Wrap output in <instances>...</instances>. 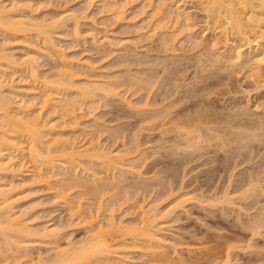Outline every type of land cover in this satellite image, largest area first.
<instances>
[{"label": "rangeland", "instance_id": "rangeland-1", "mask_svg": "<svg viewBox=\"0 0 264 264\" xmlns=\"http://www.w3.org/2000/svg\"><path fill=\"white\" fill-rule=\"evenodd\" d=\"M155 1L150 2L146 0L145 2V0H0V4L1 6L2 5L4 6L3 8L6 12L9 9L10 12L13 9L11 13H9L11 14L10 16H14L17 18L20 17L21 20H23V18L25 19L23 20L25 23L24 28L26 32H29L26 33L24 31L22 32V35L21 33H19L20 35L17 33L18 34L17 35L16 33L3 34V31L0 30V54L4 55L6 59H8L7 60L8 62L6 61L3 62L5 58L0 62V84H1L0 87L3 85L2 86L3 88L1 87V89L4 90L1 91L0 89V91L2 92V96L5 97L9 96L10 97L9 100L13 99L11 101L12 105H18V106L20 105V107L22 106L24 109L21 108V111L23 110L22 112L24 116L27 114H31V115L34 114V116L36 115L37 117L38 115V120L41 121V123L43 122L42 124L48 123L49 124V125L47 124L48 126H50V124L52 125V127L54 126L53 127L54 130L52 132L53 133L56 132L57 135L55 136L59 135L58 138L59 141H61V143L58 141V145L60 144V146L53 144L52 146L55 147L57 146V148L61 147V149L62 147L70 146L72 148L73 146L72 149L71 148L69 149H71L70 151L75 149L76 151L75 150L72 151L75 152V154L77 151L78 153L79 152L83 153L84 149L85 150L87 148L90 149L89 147L93 146V148H95L96 150L100 149L99 152L105 150L103 151L104 153L107 152L112 156L115 155V157H117L118 155L124 156V157H120V158H124L123 161L120 159L121 162H119L118 160V162L121 163L118 166L122 165V167L121 166L117 167L116 169H114V171L113 169L111 170V168L110 170L107 169V171H105L106 168L104 169V167L100 165L99 161L96 160L88 161L89 159L87 158L84 161V159L82 158L80 159L81 160L80 161L79 160L80 157L78 159L76 158L77 160L75 159L76 162H78L77 165L74 163H70L69 165L65 166L64 162H61L62 164L64 163L63 165L60 163V161L62 160L61 157L59 156L60 154L59 152L54 153L55 151L53 147L54 152L50 154L51 157L49 158L51 159V162H53V164L52 163L51 164L54 165L55 167H52V169L51 167H49L50 169H48L45 168L44 166L41 167L37 166L39 164L38 163L36 164L35 161H34L35 163H33L32 160L30 162V159H28L26 155L27 154L25 151L26 149H24L27 148V146L30 143L29 139L26 138V136L15 137L16 143L17 144L18 142L20 143V145L18 144L16 145V147L17 146L18 147L20 146L21 148L23 147L22 150L24 149V151H21L20 147H19L20 149H17V151L19 150V152L13 151L12 150L13 148L11 149L10 147H9L10 150L7 147L5 148L6 150L2 148L1 161L2 162L5 161V165L2 166H7L8 168L9 167L10 168L9 169L7 168L8 170L6 169L4 171L1 170L0 188H2V190L4 191L11 192L10 197L11 198L13 197L12 203L15 204L13 206V212L16 213L17 215L14 213L12 214H14L17 220H20L17 224L20 225L22 224L18 228L21 227L23 228V226L25 225L23 229L24 230L27 229L25 231H27V233L29 232L30 235L28 234L29 236H25L23 238L21 236L22 239H20V236L18 237V235H13L12 238L13 237L19 238V239L16 238V240L13 239L14 243L12 242V238L9 237L8 234H7L8 236H6L8 238L5 237L4 239H2L3 237H1L2 242H0V264H49L57 256H61L62 254H64L63 252L67 250L69 251V248H71L75 244L77 246V243L79 242L81 243V241L88 239L89 235L91 237L90 229L88 227H92L93 223L90 224L89 223L90 220H87V224H86L84 222L85 219L84 220L82 219L86 214H87L86 218L87 216L88 218H90L89 215L91 216V214L94 215L96 209L98 208L97 205H99L100 208L102 209V210L100 209L99 214L101 215L103 213L104 215V216L101 215V217L97 218L98 220L97 223L101 224L100 226L104 227L107 224V222H105L107 221V219L105 218L108 219L112 218V220L114 219L113 220L114 222L115 221L116 223L118 222L117 223L118 225L119 224L124 225V229L125 227L127 228L134 227L141 229L143 224L142 220L144 221V219H141L142 216L152 211L151 209L155 207L153 208V212L155 214L157 213L158 216L157 214L155 215L154 213L153 214L150 213L152 214L150 216L152 218L154 217L153 219L151 218L152 223L154 222L153 224L151 223V220L149 221L150 216H148V218L147 215L143 217H146V219L152 224L151 225L152 227L150 225L149 227L152 229L154 228L153 231L156 230L155 232H153L154 238L156 236L157 237L156 239L160 241H157L156 239L153 240H156L157 242L156 241L155 242L158 243V245L160 246L156 245L154 241L153 242L155 244H152L153 245L152 246L151 244H149L151 241L149 243L146 242L147 239L144 242V240L141 239L139 233L136 232L135 234L138 235L136 239H138V241H133L132 244L131 243L132 241H130L129 239L130 236L129 237L127 236L128 241L126 239L127 242H125V244L119 243L117 245L118 248L116 249V251L118 253L120 251L121 253L116 255V257L113 255L112 256L109 255L107 258L103 257L102 260L101 259H99V261L95 260L96 262L94 261V263L92 262L91 264H112V262H116V264H157L158 262L155 263L156 261L153 262L152 259L155 258V256L158 258L162 254L164 258L166 257L169 258V260L167 261L168 264H170L169 263L170 261H172V264H196V263L209 264L208 262L210 258H212L211 259L212 261L214 260L213 264H224L226 263L225 262L226 255L229 253L230 254L228 255V257L230 256V259L228 258L227 261H229L230 264H254V263L264 264L263 262L264 237L263 236H261L262 238L256 237L253 239L252 242H250L252 243L251 247L253 245L254 247L256 246L255 248L252 247L251 249L250 247L249 249L245 247L250 245V243L247 244V241L245 242L246 238L247 240L249 239L250 233L246 231H241V227H240L242 225V223L240 222L241 217H239V212L236 206H235L236 207L235 210L236 212H235L234 211L235 208H233V206H228L227 208V206L223 205L224 206L223 209L226 207L225 209L228 210L223 212L222 214L221 212L222 206L220 205L219 207L217 206L211 208L208 206H203L206 205L204 203L203 204L201 203L202 204L201 205L199 203L200 201H198V203L196 201L195 202L189 201L191 198V194L195 198H197L199 195H200L199 197L201 198L203 197V195L205 198H208L209 196L212 195L211 193H214V191L217 190L218 187L220 186L226 187V183H225L227 180L226 178L229 176L225 177V174L229 175V173L232 172V167H233L232 160H228L229 162L228 164H226L227 169L225 168L226 170L225 172L222 171L218 173L216 172V168L224 163L222 160L223 157L227 156V154L221 151L220 154L222 155V158L216 161V163L214 162L215 163V164L213 163L214 166L211 164L212 168L209 164L205 165L207 167L209 166L208 167L209 169L205 166H204L205 169L202 166H198L203 161V158L201 159L202 161L200 160L201 162L199 161L197 163L198 165H196V163L195 164L193 163L191 165L188 164V166L184 164L185 166H187L186 168L184 165H181L179 163L178 165L175 162L164 160L166 159V156L169 157L174 156L173 158L177 156L175 154L178 151L174 153V155L172 153L173 151L169 152V149H171L169 148L171 143H168V139L174 138L176 134L171 133L170 135L168 134L166 136H161L162 133L160 132L161 131L160 128H157L156 129L157 131L156 130L146 131L145 129H147L148 127L150 128V126L153 124L152 121L155 120L154 119L150 120L152 124H149L150 122L148 123V121L147 122L143 121L146 118L143 101H145L144 105L146 102L149 105V107L145 108V110H147L148 112L147 115L149 116L150 114V116L153 115L151 117H156L159 115L160 112L165 111L164 109L166 108H164V106L167 107V105L172 102L171 99L165 101V97L167 95L166 89L170 90L173 88L171 90L172 93L174 92L176 93L178 90L184 92L185 90H187L188 88L190 89L191 87L190 90L188 89V92L191 93L195 91L196 92L195 95L197 97L194 95V93H193L194 97H192V93L191 94L189 93L190 95H187L188 99L189 97L198 99L199 96L202 97L203 95L206 99V97L209 96L206 100L207 102H204L203 97H202L203 99L200 98L203 101L202 104L203 106H205L204 108L202 104H200V107H197L199 106V104L195 106L197 109L193 107L195 110H198L197 111L198 114L199 113L201 114V112L204 113L205 111H207V113L208 112L210 113L209 118H208L209 113L207 114V116L202 114L204 117H207L206 119L202 116L204 119L210 121L212 115L213 116L211 118V122L212 120H215V118L217 119L216 121H213V123L215 122V124L209 125V127L210 126L215 127L216 123L218 124L219 121L218 118H220V120L223 118V121L222 120L219 121L220 124L223 123L224 119H226L227 114L231 113V111H233V113L229 114L227 118L230 115L233 117L235 116L233 114L236 113L239 114L234 118L235 120L238 121V122L234 121V123L237 125L239 124L241 126L250 128V124L256 123V126L254 124L252 126V128H254L255 126L256 129V127L258 126L257 124H259L260 123L259 121H261L260 124L262 125L263 123L264 126V53L262 52L264 51V49H262V47H260L261 49L258 48L257 46L255 47L254 42L251 44V45L254 44L252 47L255 54H257V52L259 51L262 52V56L260 53L259 58L256 57V55L254 54L255 56L253 58V61L249 63L250 65L251 64L255 65L256 62H258L255 66L256 71L258 73L254 72L255 69L254 65L252 68L254 73H252L251 71L252 65L251 66L249 65L250 68L247 69L249 66L247 68H243L244 64L241 65L240 63L236 62V60L232 62L230 60L228 61L222 60V57H220V55L222 56L223 55L222 53L225 52L226 45L227 47L230 48H236L237 46L239 50L237 48L236 49L239 52H241V54L243 53L242 54L243 57L249 55L250 52L248 51L249 45L246 44L247 46L246 45L244 46L245 43L243 42L244 44H242L241 47L240 46L241 41H239L240 39L233 38L230 36H229V44L224 45L226 42L224 40L225 38H223L224 36L220 32L221 28L217 30L215 26L213 25L211 26V24L209 26L207 25L206 23L207 15H205V13L201 10L202 6H200V4H198V2L196 3V1L194 0H171L172 2L168 0L170 3L167 1L168 3L166 2V4L165 3L160 4L162 2L160 1L155 2ZM158 2H160L159 3L160 5L165 4L162 9H166L164 11L168 12L169 16H167V13H165L166 15L164 14L167 17H163L164 15L162 16L163 19H161V17L159 16L157 18V15H155L157 19L154 16H152V14L156 12L155 10L157 9L156 7L160 6ZM173 2H176L177 4ZM107 3H109L110 8L107 6L108 5ZM172 3L175 5H173ZM154 4H158V5L155 7ZM110 5H112V7ZM12 12L14 15L12 14ZM181 13L183 15L185 14L184 16H188L187 19L188 21L187 20L184 21L183 19L184 16H182ZM178 14L179 15L181 14V17ZM5 16H8V14H5ZM158 19H161L162 21L161 20L158 21ZM54 22H56L57 24L52 25ZM43 23L45 27L42 26ZM45 23L48 25L52 23L50 29ZM38 24L41 25V27ZM29 25L31 26L29 27ZM36 25L39 26L37 27L38 29L44 28V30L45 29L47 30L49 39L51 38L50 40L51 42H49L48 40L45 43H50L49 45L44 43L43 41L44 35L41 34L40 29L39 31L42 36L39 34V37H37L38 34H35L39 32L36 28ZM51 27L53 29H51ZM57 27L59 28L58 30ZM30 28L31 29L35 28L36 31L29 30ZM47 33L45 34V36L47 35ZM49 33L52 34L50 35ZM23 34L26 36L24 37ZM237 39L238 42L235 41ZM231 42H233V44L235 43L234 44L235 47L232 45ZM211 48L213 51L211 50ZM167 49H169V51ZM171 49L174 50L175 52L172 51ZM258 49L260 50L258 51ZM214 51L215 53H213ZM169 56L171 57L172 60H169L170 59ZM165 57L166 59L168 57L167 62ZM32 59H34V61L36 60V62H34L35 64L33 63L34 65L32 64ZM29 60L31 61V65ZM161 61H163L162 64ZM171 61L172 62L176 61L175 63H178L177 65H174V67L178 66V69L173 70L174 63H172ZM211 62L216 67H214ZM163 64L164 66L166 65L165 66L166 68L163 66ZM168 65H170L169 70L167 67ZM163 67L165 69H163ZM170 67H172L171 68L173 70L172 72L170 71L171 70ZM241 68L243 69V72L242 70H240ZM166 70L170 71L169 72L170 74L165 73ZM179 70L180 71L183 70V71L179 72ZM203 70L206 71L202 72ZM222 70L224 71L221 72ZM247 71L249 72L248 74ZM250 71L252 74L250 73ZM62 72L65 73V76L66 74H69L67 75L68 77L65 78L64 73ZM58 73L61 74L62 76V82L65 83V81L70 80L67 82V83L71 82V84H69L68 87L75 86L74 87L75 89L71 88V92H70V89L69 88L67 89V87L66 88L64 87L63 89L62 88L58 89L57 87H55L56 91L58 90L59 94L53 92L54 97L53 95H50L52 98L48 95V98L50 97L49 99L50 100L52 99V102L49 101V104L47 103L48 105L43 104V98H46L45 94L49 92V90L51 89L50 85H52V84L49 85L48 83L52 82V80L53 82L56 81L55 78H57V76L60 79L61 76ZM140 73L142 76L140 75ZM213 73L217 77L212 76ZM164 74L166 75L167 78L169 77V80H167L168 82L166 81ZM243 74H246V76L247 75L249 76L251 74V76H249L250 78L248 76L246 78L244 77L245 75ZM253 74L256 75L258 74L259 77L255 75L252 76ZM69 76L71 79L69 78ZM205 76L207 78H205ZM209 76L211 77L209 78ZM253 77H256L254 78L256 81L253 80ZM199 78L200 79L203 78L202 80H206L207 86L210 85L211 83V86H209L210 88L206 87L205 83L204 84L196 83L195 80L199 82ZM140 79L142 81L143 80L146 81V83L148 81L149 84L146 85L145 82L143 83L139 81ZM154 79H156V81L158 80V82H156ZM137 80L138 82H141L142 85L141 83H139L138 85ZM94 82L97 83V87L102 86L103 87V88L101 87L102 89L106 88V90H110V91L115 90L114 92H116L117 95L119 94L120 95L118 97H114V100H112L113 97L112 98L110 97L106 99L103 98L102 101L101 98L103 96L100 95V98L97 96L94 97L95 101L97 102L101 101L96 105L93 104L96 110L93 107L87 106L88 107L87 108L84 105L85 102L82 103L81 99L80 102L78 103L77 101H78V97H80L79 96L80 92L79 93L77 92L83 89V86L85 87L86 85L87 87L88 83L89 86H92ZM126 82H129L127 83L128 85H124L126 84ZM130 82L134 83L135 86L133 84H130ZM152 82H154L155 87L152 85ZM98 84L100 86H98ZM155 84H157L158 86ZM108 85H111V87ZM130 85H133V87H131ZM149 85L150 86L152 85L153 87L151 86L150 88ZM159 85L161 87H159ZM170 85L172 86L170 87ZM176 85L179 86L178 89ZM79 86L81 89H79L77 92H74L77 90V87L79 88ZM181 86L183 89H181ZM137 87L138 88L141 87L140 89L143 90L137 93L136 91L138 90ZM147 87H149L150 89L148 91H152V92H148V94L150 93V96L146 101L145 98L147 96L146 95ZM157 87H159L160 89H158ZM55 88L53 89L54 91ZM193 88L195 90H192ZM202 88L208 89L209 92L206 90L201 91L200 89ZM135 91L137 94L135 93ZM156 91L158 92L154 94ZM198 92L201 95H199ZM182 96L183 95L180 94L178 97L181 98ZM179 98H175V100L176 99L178 100ZM89 100L87 102H89ZM126 100L127 102H125ZM149 101L151 102L149 103ZM126 104L129 106L132 105L133 107L131 106L130 109L132 108L134 112L133 110L128 109ZM211 104L213 107L211 106ZM207 105L208 107H206ZM18 106H12V107H18ZM140 108H143L142 111L144 112L141 111V113L138 112L137 114V112L135 111H137ZM158 108L160 109L162 108V109L160 110ZM193 108L189 109L190 111L188 110L190 113L186 111L187 116L184 114L185 112L183 113L184 114L183 116H185L184 118L186 120L189 119L190 115H193V112L195 111ZM199 108L201 112L199 111ZM154 109L156 110V112L158 110L160 111H158L156 114ZM209 109L213 112L212 114ZM246 110L247 113L251 112L249 113L251 114L250 115L251 117L253 116L254 117L252 119L251 117L248 118L249 121L248 122L246 120L247 116L246 119H244L245 117L241 116L243 117L242 120L243 119L245 120L244 123V120L241 121V119L239 120V118L240 115H242V112L244 113V111ZM150 111H153L155 114H153V112ZM194 113H195L194 115L197 114L196 112ZM122 114L124 115V117L120 116ZM200 114L199 116H201ZM197 115L195 117H197ZM223 116H225V118ZM231 116L229 117L231 119L230 121L233 120ZM202 117H199V119L202 120L203 119ZM236 117L238 119H236ZM159 118H160L159 121L161 122L162 117ZM180 118L182 119L183 117ZM191 118H193V116ZM253 119L256 120L253 121ZM228 120L226 119V123L224 122V125L227 124L226 126L227 131H228V123H227ZM242 123L244 124L242 125ZM158 124L159 122L157 120L156 124L154 123V125L158 126ZM235 124L233 125L235 126ZM167 126L168 128L171 127V125H167ZM219 126L221 127L223 125H219ZM244 128L239 129L241 132H238L239 130L237 131L235 130V132L234 130L231 131L234 132L235 135L237 133L247 134L249 131L247 132L246 131L247 129ZM163 129L164 128H162V130ZM221 129L222 131H224L223 129H225V127L224 128L221 127ZM221 129H220V133H221ZM204 133H206V131ZM221 134H223L222 137L226 136L225 133L223 132ZM55 136L53 137L55 138ZM135 137L137 140L135 139ZM160 137L162 138L160 139ZM231 137L232 135L230 136V138L228 136L227 139L228 144H226L227 140L225 138L223 139H225L226 141L222 139V141H225V144L227 146L229 145L228 148L230 147L229 141H232V138L233 137L235 138L236 136H233L232 138ZM58 138L56 140H58ZM159 139L162 141H160ZM65 140H68V142ZM262 140H264V138H262ZM62 141L63 142L65 141V143L63 144ZM134 141L135 142L137 141L136 143L142 145V147L139 148L140 150L138 149L139 152L141 151V155L139 154V152L137 154L136 152H134L135 151L134 144H132L135 143ZM233 141L232 142L234 143V146L231 142L232 147H230V149H228L227 146H226L227 149L224 148L225 151L231 150V148H233L231 150L233 153L231 154L229 153L231 156L234 155V153L237 151L236 150L234 152L235 147L237 146L240 148V144H241V143L239 144L236 143L235 140ZM218 142L219 141H217V143L215 142V145H217ZM253 142L255 144V139ZM220 143L221 140L219 144ZM235 143L238 144L239 146L238 145L235 146ZM212 145L213 148H215L214 143H212ZM212 145L210 144L211 147L208 146V148H210L209 150L210 152H208L207 148H205L207 150H205L204 148H203L204 150H201L200 153L202 154L203 151H205L204 152V156L206 155L205 159L210 158L211 156L210 153L213 150ZM255 145H257V143ZM52 146L50 147L51 151H52ZM241 146H246V145L241 144ZM261 147L259 146V148H257L258 150L256 149L257 151H259V153L257 151H256L257 153L255 152L256 154L252 153L253 159L251 161L254 162H250L249 165H247L248 163H245L239 168H237L235 170L236 172L234 171L236 173L237 180H239L238 175L243 174L241 173V170L246 175L247 174L249 175L251 172L254 173V170L260 172L259 169H262V165L264 164V161L260 162V157H259L264 154V148ZM165 149L168 150L166 151ZM215 149H219V148H215ZM166 152H168V154L165 156ZM206 152L207 154H210L209 157L207 154H205ZM237 152L235 153V155L237 154ZM245 152L247 153L248 150H246ZM262 152L263 154H261ZM181 153L182 152H179V154ZM52 154H55V156ZM254 154L256 156L257 154L259 155L256 157ZM163 156L165 158H163ZM254 156L256 157V159L254 158ZM262 157L264 158V156ZM240 158L241 157H239V159L237 158L238 163L242 161V159ZM131 160L133 161L136 160V163L133 161L132 162L135 164L131 163ZM157 162H159L160 165ZM167 162H170L171 164L170 163L167 164ZM219 162L220 164L221 163L222 164L220 165ZM257 163H263V164H261V166L260 164H258L257 166ZM6 164L8 165L10 164V166ZM175 165H177V167ZM180 166L183 167L181 168ZM191 166L193 167L195 166V167L193 168ZM255 167L258 168V170L254 169ZM131 168H133L134 170ZM118 169L121 170L119 171ZM204 171L205 173L212 171L211 173L214 176L213 178H215L212 180L214 181L211 180L207 182L209 180V176H206ZM263 171L264 168L262 172ZM215 172L218 174L220 173L223 174L220 177L221 174L218 176V174H216ZM122 175L124 178L122 177ZM166 175L169 176L167 177ZM66 177L68 180H73V182H75L74 180L81 183L85 182V186L87 188L85 187L84 190L82 189L83 187H80L78 185H75L76 187L70 188V185L68 184L69 186L68 189L67 185H64L66 184L64 183ZM70 177L72 179H69ZM217 177H219L218 179L221 178L219 182L216 181ZM112 178L114 180H112ZM148 178L149 180L147 181ZM192 178L193 180H191ZM121 179L125 181L122 182L120 185L119 182L122 181ZM101 180L103 182H105L104 180L106 181L110 180V182L113 181V183L115 184L117 182L119 186H117V184L116 185L114 184L115 186L113 184L110 185V183L103 184ZM143 180L145 182L147 181L148 183L146 182L147 183L146 184ZM78 182L77 183L75 182V184H78ZM100 182H102L101 185ZM62 183L64 186L61 185ZM206 184L207 186H209L210 184L208 189L206 188L207 187ZM102 185L104 186L102 187ZM106 185H108V187H106ZM89 186L90 187L92 186L91 189H89L90 188ZM127 187L128 189H126ZM223 187L221 189H223ZM201 188L205 190L203 195H202L203 190ZM92 189L95 192H93ZM211 189L212 192L206 193V190L210 191ZM170 190L172 193H170ZM196 192H200L201 194ZM187 193L188 194L191 193V194L188 195ZM93 194H95L96 196ZM205 195H207L208 197ZM62 197L65 199V201L62 200ZM185 201L187 202L184 203ZM203 201H205V199ZM177 202L179 204L180 203L183 204L182 205L180 204L181 206H178V204H176ZM73 205H74V210L75 208L78 210V216L75 215V213L73 212V208H71L73 207ZM176 206H178V208L179 207L181 208L178 209L176 208ZM140 207L141 208L145 207L146 213H143V215L140 212H144V211H142ZM146 208L147 209L151 208V209H149L150 211H148ZM171 208L173 209L172 212H171L172 210ZM174 208L176 209L175 211ZM71 209L72 212L74 213V216H77L78 218L71 216L72 215V212L70 211ZM89 211L91 214L88 213ZM232 211L234 213H232ZM139 214H141L142 216ZM236 215L238 216L236 217ZM79 216H81V218ZM159 216L162 217L160 218ZM74 218L75 220H73ZM79 218L82 220V224H80V226H77L78 225L77 221L79 220ZM97 220H95V222ZM244 221H246L245 216H244ZM83 222L86 225H83ZM94 225L97 224L94 223ZM120 226L119 228H121ZM262 231L261 233H264V231L263 232ZM30 232H32L33 234ZM47 232H53L52 234L55 235L46 236ZM32 235L35 236L32 237ZM40 235H43L42 236L43 238L40 237ZM240 235L243 236V238H241ZM236 239L239 241V243ZM3 240L7 242H4ZM10 240L12 243H10ZM19 240L21 242H19ZM228 241H231L230 244ZM15 244L19 245L18 249H16L17 247ZM150 245L152 246V249L150 248L151 247ZM14 247L15 249H13ZM154 247L156 249L155 251L156 253L152 252L155 250V249L153 250ZM238 247L245 249L239 250ZM21 248L22 250H19ZM148 248H150L149 249L150 252L157 254L159 256L155 255L152 258L153 255L149 252ZM56 252L59 253L60 255L57 254ZM164 254L167 256H165ZM260 255L262 256V258ZM212 256H214V258ZM114 258L116 259V261H114ZM157 258L155 259L157 260Z\"/></svg>", "mask_w": 264, "mask_h": 264}, {"label": "bare ground", "instance_id": "bare-ground-1", "mask_svg": "<svg viewBox=\"0 0 264 264\" xmlns=\"http://www.w3.org/2000/svg\"><path fill=\"white\" fill-rule=\"evenodd\" d=\"M147 1H150V2H154L155 0H147ZM156 1H160V2H162V3H160V2H158V4L160 3V4H163V3H165L166 4V2L168 1V0H156ZM155 1V2H156ZM194 1H196V3L198 2V4H200V6H202L201 8V10L205 13V15H207V20H206V23H207V25L209 26L210 24H211V26L213 25V26H215V28L218 30L219 28H221V34L224 36L223 38H225L224 40H225V44L224 45H226V44H229V36L230 37H233V38H239L240 40L239 41H241L240 42V46L242 45V44H244V46L246 45V44H248L249 46H248V48H249V50L248 51H250L249 52V55H247L246 57L244 56L243 57V53L241 54V52H239L238 50H239V48H237V46H236V48L238 49H236V48H230V47H227V45H226V50H225V52H223L222 54V56L220 55V57H222V60H226V61H228V60H230L231 62L232 61H234V60H236V62H238V63H240L241 65L242 64H244V66H246V67H244L243 66V68H247L250 64L249 63H251V61H253V58H254V56L256 55V57H258L259 58V56H260V53H261V56H262V52L264 53V51H262V52H260L259 50L261 49L260 47H262V49H264V0H194ZM145 2H146V0H145ZM169 2V1H168ZM167 2V3H168ZM170 2H172L171 0H170ZM169 2V3H170ZM179 2V1H178ZM111 3V2H110ZM149 3V2H148ZM173 3H176V2H173ZM172 3V4H173ZM108 4V5H107ZM106 5L109 7V3H107ZM112 4V3H111ZM158 4H154L155 5V7L158 5ZM159 4V5H160ZM164 4V5H165ZM177 4V3H176ZM113 5V4H112ZM112 5H110L111 7H112ZM150 5H151V3H150ZM164 5H160V6H158V7H156L157 9H155L156 10V14L154 13V14H152V16H154L155 18H156V16L155 15H157V18H158V16L159 17H161V19H163V17H167V16H169V14H168V12H165L164 10H166V9H162L163 8V6ZM173 5H175V4H173ZM4 7L3 5L1 6V4H0V30L1 31H3V34H5V33H21V35H22V32H24L25 31V28H24V25H25V23H24V21L23 20H25L24 18H23V20H21L20 19V17H14V16H10L11 14H9V13H11V11L13 10H11L10 12H9V10H7V12L4 10V8L2 9V8ZM110 8V7H109ZM7 9V8H6ZM114 9V8H113ZM116 11V10H115ZM6 12V13H5ZM165 13H167V16H165L166 14ZM5 14H8V16H5ZM12 14H13V12H12ZM120 14V13H119ZM165 14V15H164ZM182 14V13H181ZM181 14L179 15L180 17H181ZM14 15V14H13ZM16 15V14H15ZM164 15V16H163ZM185 15V14H184ZM183 14H182V16H184ZM17 16V15H16ZM163 16V17H162ZM156 18V19H157ZM179 18V17H178ZM183 18V17H182ZM181 18V19H182ZM161 19H158V21H160ZM184 21H186L187 19H188V16H184ZM182 19V20H183ZM162 21V20H161ZM188 21V20H187ZM26 22V21H25ZM160 23V22H159ZM158 23V24H159ZM41 24V23H40ZM46 24V23H45ZM52 24V23H51ZM51 24H46L48 27H49V29H50V26H52V25H56L57 23L56 22H54L52 25ZM39 25V24H38ZM59 25V24H58ZM217 25V26H216ZM31 25H29V27H30ZM40 27H41V25H39ZM39 26H37L36 25V28L37 27H39ZM43 27H45L44 26V23H43V25H42ZM46 26V27H47ZM33 27H35V26H33ZM60 27V26H59ZM55 28V27H54ZM215 28H213V29H215ZM40 29V31H41V34L42 35H44L43 37H44V43L45 42H47L48 40H49V42H51L50 40H51V38L49 39V35H48V33H47V30L45 29L44 30V28H39ZM39 29L37 28V30L39 31ZM51 29H53L52 27H51ZM56 29V28H55ZM55 29H54V31H55ZM59 28L57 27V30H58ZM29 30H35L36 31V29L34 28V29H29ZM28 31V30H27ZM37 31V32H38ZM40 31L38 32V33H35V34H38V36L37 37H39V34H40ZM49 31H51V30H49ZM26 32V31H25ZM31 32V31H30ZM26 33H29V32H26ZM26 33H24V34H26ZM47 33V35L45 36V34ZM17 34V35H18ZM23 34V35H24ZM40 34V35H41ZM50 35L52 34V33H49ZM9 35V34H8ZM20 35V34H19ZM41 35V36H42ZM12 36V35H11ZM26 35H24V37H25ZM28 36V35H27ZM41 36H40V38H41ZM43 37H42V39H43ZM235 41H237L238 42V39L237 40H235ZM236 42V43H237ZM244 42V43H243ZM255 43V47L257 46L258 48H260V49H258V51L259 52H257V54H255L254 53V51H253V45H251L252 43ZM179 43V42H178ZM232 43V45L234 46V44H233V42H231ZM45 44H50V43H45ZM247 46V45H246ZM235 47V46H234ZM242 47V46H241ZM174 48V47H173ZM175 49V48H174ZM214 49V48H213ZM168 51H169V49H167ZM172 50V49H171ZM211 50H212V48H211ZM210 50V51H211ZM241 50V49H240ZM167 51V52H168ZM172 51H174V50H172ZM213 51V50H212ZM217 51V50H216ZM175 52V51H174ZM200 53H202V52H200ZM213 53H215V51L213 52ZM217 54V53H216ZM220 54V53H219ZM245 54V53H244ZM255 54V55H254ZM4 56V55H1L0 54V62L5 58V60H3V62L4 61H6V62H8L7 60L8 59H6V57L4 56L3 58L2 57ZM218 56V55H217ZM255 57V58H256ZM169 60H172L171 59V57L169 56ZM257 58V59H258ZM35 59V58H34ZM34 59H32V64L34 63V62H36V60L34 61ZM164 59V58H163ZM165 59H166V57H165ZM167 59H168V57H167ZM167 59H166V62H167ZM30 61V60H29ZM225 61V62H226ZM5 62V63H6ZM172 62V61H171ZM176 62V61H175ZM175 62H172V63H174L173 64V70H175V69H178V66H176V67H174V65H177L178 63H175ZM224 62V61H223ZM64 63V62H63ZM163 63V61H161V64ZM172 63H170V64H172ZM212 63V62H211ZM258 62H256V64H257ZM7 64V63H6ZM35 64V63H34ZM33 64V65H34ZM66 64V63H65ZM215 64V63H214ZM240 64H239V66H240ZM256 64L254 65V64H251L252 65V67H251V71H252V73H254V72H257L256 71V68H255V66H256ZM30 65H31V61H30ZM212 65H213V63H212ZM211 65V66H212ZM250 65V66H251ZM253 65H254V72H253V70H252V68H253ZM159 66V65H158ZM163 66H164V64H163ZM166 66V65H165ZM164 66V67H165ZM169 66L170 65H168L167 67H168V70H169ZM179 66H180V64H179ZM210 66V65H209ZM214 66V65H213ZM250 66L247 68V69H249L250 68ZM259 66V65H258ZM257 66V67H258ZM32 67V66H31ZM163 67V69H165ZM214 67H216V66H214ZM172 67H170V69H171ZM180 68V67H179ZM212 68V67H211ZM219 68H221V67H219ZM223 68V67H222ZM172 69L170 70L171 72L173 71ZM240 70H242V72H243V69L241 68ZM258 70V69H257ZM164 71V70H163ZM162 71V72H163ZM170 71H165V73H169ZM183 70H179V72H182ZM204 71H206V70H203L202 72H204ZM224 70H222L221 72H223ZM251 71H250V73H251ZM241 72V71H240ZM60 73V72H59ZM58 73V74H59ZM62 73H64V72H62ZM67 73V72H66ZM216 73V72H215ZM218 73H219V71H218ZM217 73V74H218ZM233 73V72H232ZM234 73H236V72H234ZM245 73V72H244ZM249 72L247 71V74H248ZM251 73V74H252ZM258 73V72H257ZM143 74V73H142ZM145 74V73H144ZM170 74V73H169ZM185 74V73H184ZM240 74V73H239ZM251 74L249 75V76H251ZM60 76H61V74H59ZM67 75H69V74H66V76H65V73H64V77L65 78H67L68 76ZM140 75H141V73H140ZM165 75V74H164ZM243 75H245L244 77H246L247 78V76H246V74H243ZM258 76L259 77V75L257 74H253L252 76ZM57 76V75H56ZM59 76V77H60ZM71 76V75H70ZM70 76H69V78H70ZM142 76V75H141ZM144 76V75H143ZM158 76H160V75H158ZM212 76H216L214 73L212 74ZM248 76V77H249ZM63 77V78H64ZM211 76H209V78H210ZM217 77V76H216ZM257 77V78H258ZM57 78H58V76H57ZM57 78H55L56 79V81H54L53 82V80H52V82H50V83H48L49 85L50 84H52V85H50L51 86V89L49 90V94L48 93H46L45 94V97L46 98H43V104H49V101H51L52 102V99L50 100L49 98L51 97L50 95H53V92L55 93H58V90L56 91V88L55 87H57L58 89L60 88H66L67 87V89L69 88L70 89V92H71V88H74V87H68L69 86V84H71V82H69V83H67L68 81H70V80H67V81H65V83L64 82H62V76L60 77V79L58 78V80H57ZM133 78V77H132ZM157 78V77H156ZM160 78V77H159ZM165 78H166V81L167 80H169V77L167 78L166 77V75H165ZM204 78V77H203ZM202 78V79H203ZM205 78H207L206 76H205ZM208 78V79H209ZM213 78V77H212ZM241 78V77H240ZM250 78V77H249ZM254 78H256V77H253V80H255ZM54 79V80H55ZM71 79V78H70ZM134 79V78H133ZM143 79V78H142ZM164 79V78H163ZM197 79V78H196ZM202 79H200L199 78V82H197L196 80H195V82L196 83H201V84H204L205 83V85H206V80H202ZM245 79V78H244ZM136 80V79H135ZM146 80H147V77H146ZM155 81H156V79H154ZM161 80V79H160ZM159 80V81H160ZM171 80V79H170ZM175 80V79H174ZM200 80H202V81H200ZM242 80H243V78H242ZM64 81V80H63ZM139 81H141V82H145V84L146 85H148L149 84V82L147 81V83H146V81H142L141 79L139 80ZM153 81V80H152ZM204 81V82H203ZM256 81V80H255ZM135 82V81H134ZM141 82H138V80H137V83H138V85H139V83H141ZM156 82H158V80L156 81ZM168 82V81H167ZM203 82V83H202ZM92 83V82H91ZM95 83V82H94ZM93 83V85L92 86H89V83L87 84V87H86V85H85V87L83 86V89H81L80 88V86H79V88L77 87V90L76 91H74V92H77L79 89H81V90H79L77 93H79V96L80 97H78V103L80 102V99H81V102L82 103H84L85 102V106L87 107H93L94 108V106H93V104L94 105H96L97 103H100L101 101H102V99L104 98V99H106V98H112V100H114V97H118L119 95H117V93L116 92H114L113 90V92L112 91H110V90H106V88H105V86H104V88L105 89H102L103 87L102 86H100L99 84H98V86H100V87H97V83H95L96 84V86H95V84ZM127 83H129V82H126V84H124V85H128ZM164 83H165V80H164ZM173 83V82H172ZM67 86H66V85ZM75 84V83H74ZM130 84H133L134 85V83H132V82H130ZM136 84V83H135ZM158 84H160V83H158ZM175 84H176V82H175ZM260 84V83H259ZM1 85V84H0ZM91 85V84H90ZM104 85V84H103ZM133 85H130L131 87H133ZM141 85H142V83H141ZM144 85V84H143ZM152 85L154 86V82H152ZM151 85V86H152ZM155 85H157V84H155ZM163 85V84H162ZM166 85V84H165ZM164 85V86H165ZM3 86V85H2ZM1 86V87H2ZM63 86V87H62ZM77 86V85H76ZM108 86H110L111 87V85H108ZM135 86V85H134ZM150 86V85H149ZM151 86H150V88H151ZM152 86V87H153ZM158 86V85H157ZM167 86V85H166ZM165 86V87H166ZM172 85H170V87H171ZM177 86V85H176ZM197 86V85H196ZM209 86H211V83H210V85H206V87H209ZM257 86V85H256ZM259 86V85H258ZM1 87H0V89H1ZM49 87V86H48ZM52 87H54L55 88V91L53 90L54 88H52ZM82 87V86H81ZM102 87V88H101ZM107 87V86H106ZM109 87V88H110ZM115 87V86H114ZM142 87H144V86H142ZM155 87V86H154ZM159 87H161L160 85H159ZM159 87H157L158 89H160ZM169 87V86H168ZM184 87V86H183ZM194 87V86H193ZM262 87V86H261ZM3 88V87H2ZM108 88V89H109ZM136 88V87H135ZM138 88V87H137ZM141 88V87H140ZM140 88H138V90H136L137 91V93L139 92V91H141V90H143V89H140ZM148 88V89H147ZM146 88V90H147V92H146V95L148 96H146V98H145V100L147 101V99L149 98V96H150V93L148 94V92H152V91H148V90H150L149 89V87H147ZM164 88V87H163ZM167 88V87H166ZM179 88V86H177V89ZM205 88V87H204ZM210 88V87H209ZM256 88V87H255ZM45 89H46V86H45ZM49 89V88H48ZM47 89V90H48ZM66 89V90H67ZM75 89V88H74ZM73 89V90H74ZM111 89V88H110ZM112 89H114V88H112ZM116 89V88H115ZM130 89V88H129ZM152 89H154V88H152ZM151 89V90H152ZM162 89V88H161ZM173 89V88H172ZM172 89H170V90H168V89H166V97H165V101L166 100H172V102L171 103H167L168 105H167V107H165L164 106V108H166V109H164L165 111H163V112H160L159 113V115L158 116H156V117H151V116H153V115H151L150 116V114H149V116L147 115V110H145V108L146 107H149V105H148V103L146 102L145 103V105H144V102L145 101H143V106L145 107L144 108V111H145V113H146V118L143 120V121H148V123L150 122V120H155V121H152L153 122V124H152V122H150L149 124H152L151 126H150V128L148 127L147 129H145L146 131H152V130H156L157 128H160V132L162 133V135L161 136H166V135H170L171 133L172 134H176V136L174 137V138H170V139H168V143H171V147L169 146V148H171V149H169V152L171 151H173L172 153H173V155H174V153H176L177 151V153L175 154V155H177V156H175V158H173V157H169V156H166L167 154H168V152H166L165 153V156H166V159H164V160H169V161H171V162H175V163H179V164H181V165H187L188 166V164H195L196 163V165H198L197 163L203 158V161L198 165V166H202L203 168H204V166L205 165H207V164H209L210 166H211V164L213 165V163L215 162L216 163V161H218V160H220V158H222V155L220 154V152L222 151L223 153H226L227 154V156L226 157H223V164L221 165L220 164V162H219V164L221 165V166H218L217 168H216V172H222V171H226L225 170V168L227 167V165L226 164H228V160H232V164H233V167H232V172H227V173H229V175H227V174H225V177H227V176H229V177H227L226 179V187L224 188L223 186H220V187H218L217 188V190H213L214 191V193H211L212 195L211 196H209L208 194V196L207 195H205V196H207L208 198H205L204 197V191L205 190H203V188H201L202 190H203V193H202V191H201V193H202V195H203V197L201 198V197H197V198H195L191 193V198H190V200L189 201H193V202H197L198 203V201H200L199 203L201 204H206V205H203V206H208V207H211V208H214V207H219V205L220 206H222V210H221V212H222V214H223V212H225V211H227L225 208V210L223 209V205H225V206H227V208H228V206H233V208H235L234 209V211L236 210V207H237V210H238V212H239V217H241V219H240V222L242 223V225H241V223H240V227H241V231H246V232H248V233H250L249 234V239L247 240V238H246V240H245V242L247 241V244H249L250 242H252L253 241V239L254 238H256V237H258V238H260L261 236H263L264 237V233H261V231L263 230L264 231V171L262 172V170H263V163H257V166H258V164H260V166H261V164H263L262 165V169H259L260 170V172L259 171H256V170H254V173H250L248 176L246 175V174H244V172H242V170H241V173H243V174H240V175H238V177H239V180H237L236 179V169L237 168H239L240 166H242L243 164H245V163H248L247 165H249V163L250 162H254V161H251L252 159H253V155H252V153H255L258 149L257 148H259V146L261 147V148H264L263 146H264V140H262V138H264V126H263V123H262V125L260 124L261 123V121H257L259 124H257L258 126L256 127V129H255V126H256V123L254 124L253 122V124L255 125L254 126V128H252V126H253V124H250V128H248V127H245V126H241V125H239V126H241V127H239L237 124H235L234 123V121H236V122H238L237 120H235L234 118H235V116H237V115H239V114H233V115H235V116H231L232 117V121H233V124H235V126L232 124V121H230L231 119L229 118V120H228V118H227V116L229 115V114H232L233 113V111H231V113H229V114H227V116H226V119L228 120L227 121V123H228V131L226 130L227 128H226V126H227V124H225L224 125V122L226 123V119H224V122L223 123H219V121H223V118L220 120V118H218L219 119V121H218V124L216 123V125H217V127H216V125H215V127L214 126H210L209 127V125H213V124H215V122L213 123V121H216L217 119L215 118L216 117V115H215V117H213V118H215V120H212V122H211V118H212V116H211V118H210V121L209 120H206L207 119V117H204L203 115H205V116H207V114L209 113H207V111H205L204 109V113H202L201 112V110H200V108H199V111L201 112V116H199V114H198V110H195L194 108H196L195 106H197L198 104H199V106H197V107H200V104H202L203 103V101H202V99L204 98V102H207L206 100H207V98L209 97V96H207L206 97V99H205V97H204V95L201 97V96H199L198 97V99H194V98H192V97H194L193 96V93H194V95L196 94V92L194 91V92H191L192 93V97H189V99H188V97H187V95H190L191 93L190 92H188V89L187 90H185L184 92H182L181 90H178L176 93L174 92V93H172ZM181 89H183L182 88V86H181ZM190 89H191V87H190ZM189 89V90H190ZM198 89V88H197ZM196 89V90H197ZM65 90V89H64ZM63 90V91H64ZM192 90H195L194 88L192 89ZM201 91L202 90H206V91H208L209 92V90L208 89H200ZM255 90V89H254ZM1 91H4V90H2L1 89ZM0 91V172H1V170H6L8 167L7 166H2V165H5V161L4 162H2L1 161V159H2V156H1V149L2 148H8L9 150H10V148L13 150V151H16V152H19V150L17 151V149H20L18 146L16 147V145H20V143L18 142V144L16 143V141H15V137L16 136H21V137H24V136H26V138H28L29 139V141H30V143H29V145L27 146V148H24V149H26L25 151H26V155H27V157H28V159H30V162H31V160L33 161V163H35L36 162V164L38 163L39 165H37V166H44L45 168H48V169H50L49 167H51V169H52V167H55L54 165H52L53 164V162H51V159L49 158V157H51V153L52 152H54V153H56V152H59V156L61 157V161H60V163L61 162H64L63 164L66 166V165H69L70 163H74V164H76L77 165V163L78 162H76V160L79 158V160L80 159H84V161L88 158L89 160L88 161H94V160H96V161H99V163H100V165L102 166V167H104V169L106 168V170L105 171H107V169L108 170H110V168H111V170L113 169V171H114V169H116L117 167H122V165H120V166H118L119 164H121V163H119V162H121V160L123 161V159L124 158H120V157H124V156H117V157H115V155H111V154H108L107 152H103V151H105V150H101L102 152H99L100 151V149H98V150H96L95 148H93V146H88L90 149H84V151H83V153H81V152H79L78 153V151L76 152V154L78 155H76L75 154V152H72V151H74L75 149H73L72 151H70L72 148H73V146H72V148L69 146V147H62V149H61V147L59 148H57V146L55 147V146H52V144L53 145H58V141H59V138H58V136H55V135H57L56 134V132L55 133H53L52 131L54 130L53 129V127H52V125L50 124V126H48L46 123L45 124H42L41 123V121H39L38 120V115H37V117H36V115L34 116V114H27V115H25L24 116V114H23V110L21 111V108H23L22 106L20 107V105L18 106V105H12V100H9L10 99V97L8 98L7 96L5 97V96H2V92ZM60 91V90H59ZM62 91V92H63ZM136 91H135V93H136ZM161 91V90H160ZM164 91V90H163ZM198 91V90H197ZM144 92V91H143ZM158 91H156L154 94H156ZM207 92V93H208ZM69 93V92H68ZM114 93V94H113ZM135 93H133V94H135ZM136 93V94H137ZM190 93V94H189ZM199 93V92H198ZM202 93V92H201ZM59 94V93H58ZM67 94V93H66ZM132 94V95H133ZM153 94V95H154ZM161 94H162V92H161ZM183 95L181 98H179L178 96L179 95ZM210 94H211V92H210ZM5 95V94H4ZM48 95L50 96L49 98H48ZM100 95L101 96H103L102 98H101V101L100 102H97V101H95V99H94V97H99L100 98ZM165 95V94H164ZM169 95V96H168ZM198 95V94H197ZM199 95H201L200 93H199ZM209 95V94H208ZM65 96V95H64ZM72 96H75V95H72ZM135 96V95H134ZM162 96V95H161ZM196 96V95H195ZM53 97H54V95H53ZM76 97V98H77ZM157 97V96H156ZM197 97V96H196ZM195 97V98H196ZM52 98V97H51ZM98 98V99H99ZM121 98V97H120ZM175 98H179L178 100L176 99L175 100ZM186 98H187V100H186ZM200 98H202V99H200ZM54 99V98H53ZM69 99H70V97H69ZM90 99V100H89ZM164 99V98H163ZM249 99V98H248ZM45 100V101H44ZM68 100V99H67ZM89 100V102H87ZM95 102H94V101ZM97 100V99H96ZM110 100V99H109ZM116 100V99H115ZM118 100V99H117ZM121 100V99H120ZM156 100V99H155ZM72 101V100H71ZM70 101V102H71ZM75 101H76V99H75ZM107 101V100H106ZM138 101V100H137ZM142 101V100H141ZM164 101V100H163ZM50 102V103H51ZM69 102V103H70ZM125 102H127V100L125 101ZM151 101H149V103H150ZM209 102V101H208ZM73 103V102H72ZM71 103V104H72ZM124 103V102H123ZM140 103V102H139ZM213 103V102H212ZM14 104H15V101H14ZM47 104V105H48ZM77 104V103H76ZM81 104V103H80ZM135 104H137V103H135ZM210 104V103H209ZM46 105V106H47ZM51 105V104H50ZM70 105V104H69ZM79 105V104H78ZM92 105V106H91ZM131 105V104H130ZM161 105V104H160ZM163 105V104H162ZM166 105V104H165ZM12 106H18V107H12ZM43 106V105H42ZM126 106L128 107V109H130V107L132 106H129V105H127L126 104ZM179 106H181V107H179ZM202 106H203V104H202ZM201 106V107H202ZM210 106V105H209ZM211 106H212V104H211ZM52 107V106H51ZM69 107V106H68ZM87 107V108H88ZM106 107V106H105ZM133 107V106H132ZM151 107V106H150ZM179 107V108H178ZM194 107V108H193ZM205 106H203V108H204ZM206 107H208V105L206 106ZM213 107V106H212ZM67 108V107H66ZM65 108V109H66ZM98 108V107H97ZM175 108H178V109H175ZM191 108H193L195 111L194 112H196L197 114V117H195L196 115H194L195 113L193 112V115H188L189 116V119L188 120H186L184 117L185 116H183L184 114L187 116V113H186V111L187 112H189L190 110L189 109H191ZM242 108H243V106H242ZM257 108V107H256ZM24 109V108H23ZM95 109V108H94ZM158 109H160V108H158ZM162 109V108H161ZM160 109V110H161ZM175 109V110H174ZM197 109V108H196ZM202 109V108H201ZM26 110V109H25ZM24 110V111H25ZM91 110V109H90ZM96 110V109H95ZM130 110H133L132 108L130 109ZM135 110H136V108H135ZM143 110V108H140V109H138L137 111H135V112H137V114H138V112H140L141 113V111ZM150 110V109H149ZM160 110H158V111H160ZM174 110V111H173ZM189 110V111H188ZM202 110V111H203ZM210 110V109H209ZM235 110V109H234ZM28 111V110H27ZM93 111V110H92ZM120 111V110H119ZM144 111H142V112H144ZM154 111L156 112V110L154 109ZM157 111V112H158ZM193 111V110H192ZM237 111V110H236ZM235 111V112H236ZM36 112V111H35ZM34 112V113H35ZM133 112H134V110H133ZM150 112H153V111H150ZM149 112V113H150ZM157 112H156V114H157ZM185 112V113H184ZM210 112H211V114L213 113L211 110H210ZM238 112V111H237ZM247 113V110L246 111H244V113L242 112V115H240V118H239V120L241 119V121H243L244 119H246V116H247V121H248V118H250L251 116V114H249V113H251V112H249V113ZM26 113V112H25ZM31 113V112H30ZM121 113H122V110H121ZM144 113V114H145ZM184 113V114H183ZM190 113V112H189ZM206 113V114H205ZM117 114V113H116ZM136 114V113H135ZM143 114V113H142ZM153 114H155L154 112H153ZM203 114V115H202ZM119 115V114H118ZM117 115V116H118ZM210 115V113L208 114V118L210 117L209 116ZM220 115V114H219ZM120 116H123L124 117V115L122 114V115H120ZM193 116V118H191ZM204 118H206V119H204ZM241 116H243V117H245L243 120H242V118L243 117H241ZM159 117H162V119H161V122L159 121L160 120V118ZM180 117H183L182 119L180 118ZM199 117H202L203 119L201 120V119H199ZM220 117V116H219ZM224 118H225V116H223ZM254 117V116H253ZM253 117H251V119L253 118ZM158 118V119H157ZM181 120H180V119ZM191 118V119H190ZM236 119H238L237 117H236ZM158 120V122H159V124H158V126L156 125H154V123L156 124V121ZM180 120V121H179ZM250 120V119H249ZM256 119H253V121H255ZM258 120V119H257ZM240 121V122H241ZM252 121V120H251ZM51 122V121H50ZM49 122V123H50ZM249 122V121H248ZM244 123H245V120H244ZM244 123H242V125L244 124ZM232 124V125H231ZM249 124V123H248ZM248 124H245V125H248ZM167 125H171V127L170 128H168V126ZM219 125H223V126H221V127H225V129H223L224 131H222V129H221V127L219 126ZM260 125V126H259ZM156 128H155V127ZM167 126V127H166ZM220 127V129H221V133L223 132V133H225V137L223 136L222 137V135L223 134H221L220 133V129H219V127ZM206 127V128H205ZM245 127V128H244ZM162 128H164L163 130H162ZM205 128V129H204ZM218 128V129H217ZM240 128H244V129H247L246 131L248 132L247 134L245 133H237L236 135L234 134V132H235V130L237 131V130H239ZM204 129V130H203ZM141 130V129H140ZM144 130V131H145ZM231 130H234V132H232ZM242 130V129H241ZM142 131V130H141ZM157 131V130H156ZM206 131V133H204ZM225 131H227V132H225ZM245 131V132H246ZM255 131V132H254ZM256 131H257V133H256ZM238 132H241L240 130L238 131ZM58 133V132H57ZM164 134V135H163ZM232 135V137L233 136H236L234 139L232 138V141L233 140H235V142L236 143H241V144H243V145H246V146H241V144H240V148L239 147H237L236 145H238V144H236L235 143V146L238 148H236L235 147V150H234V152L236 151L237 152V154L235 155V153H234V155H230L231 153H233L231 150L233 149V148H231V150H226L225 151V149H227L228 148V146L226 145V144H228V136H229V138H230V136ZM53 136H55V138L53 137ZM135 136V135H134ZM50 137H52V138H50ZM170 137V136H169ZM173 137V136H172ZM222 137V138H221ZM227 137V138H226ZM58 138V140H56ZM162 137H160V139H161ZM223 138H225V139H223ZM21 139V138H20ZM23 139V138H22ZM135 139H136V137H135ZM159 139V140H160ZM222 139L223 140H225L226 141V144H225V141H222ZM254 139H255V144L257 143V145H255L254 144ZM134 140V139H133ZM137 140V139H136ZM158 140V141H159ZM220 140H221V143L219 144V142H220ZM230 140V139H229ZM26 141V140H25ZM65 141H67L68 142V140H65ZM65 141L63 142V144L65 143ZM160 141H162V140H160ZM165 141H167V140H165ZM217 141H219L218 142V144H219V146H218V144L217 145H215V142L217 143ZM232 141H229V144H230V147H232V145H231V142ZM261 141H263V142H261ZM14 142H15V144H14ZM27 142V141H26ZM60 143H61V141H59ZM135 142V141H134ZM137 142V141H136ZM135 142V143H136ZM234 142V141H233ZM232 142V144H233V146H234V143ZM132 143V144H134V152H136V154L139 152V148L140 147H142V145L141 144H138V143ZM167 143V144H168ZM212 143H214V147L215 148H219V149H215V148H213V145H212ZM245 143V144H244ZM259 143V144H258ZM69 144V143H68ZM166 144V145H167ZM172 144H173V146H172ZM210 144L212 145V148H213V150H212V152L210 153L211 154V156H210V158L209 159H205V157H206V155L204 156V152L205 151H203V154L202 153H200L201 152V150H204L205 148H207L208 149V152H210L209 150H210V148H208V146H210ZM49 145H51L52 146V151H51V146H49ZM145 145V144H144ZM58 146H60V144L58 145ZM62 146V145H61ZM65 146V145H64ZM68 146V145H67ZM218 146V147H217ZM226 146H227V148H226ZM239 146V145H238ZM10 147V148H9ZM53 147H54V151H53ZM161 147V146H160ZM164 147V146H163ZM211 147V146H210ZM230 147L228 148V149H230ZM16 148V149H15ZM23 148V147H22ZM22 148L20 149L21 151H24V149L22 150ZM65 148H71V149H69V152H68V149H65ZM165 148H166V146H165ZM204 148V149H203ZM225 148V149H224ZM247 148V149H246ZM15 149V150H14ZM139 149V150H138ZM155 149V148H154ZM168 149H165L166 151L168 150ZM207 149H205V150H207ZM257 149V150H256ZM6 150V149H5ZM11 150V151H12ZM44 150H46V151H44ZM142 150V149H141ZM246 150H248V152L247 153H250V154H247L245 151ZM76 151V150H75ZM143 151V150H142ZM229 151H231V152H229ZM179 152H182L181 154H179ZM199 152V153H198ZM243 152V153H242ZM258 153H259V151H257ZM256 152V153H257ZM21 153H24V152H21ZM103 153V154H102ZM230 153V154H229ZM255 153V154H256ZM4 154V153H3ZM2 154V155H3ZM47 154V155H46ZM130 154V153H129ZM134 154V153H133ZM135 154V155H136ZM139 154L141 155V151L139 152ZM200 154V155H199ZM202 154V155H201ZM205 154H207V152L205 153ZM210 154H207L208 155V157H209V155ZM225 154V155H226ZM254 154V155H255ZM261 154H263V152L261 153ZM52 155H54L55 156V154H52ZM56 155H58V154H56ZM169 155H171V154H169ZM259 154H257V156H258ZM58 156V157H59ZM86 156V157H85ZM256 156V155H255ZM254 156V158L256 159V157ZM262 156H264V154L263 155H261V156H259L260 157V162H263L264 160V158L262 157ZM11 157V156H10ZM30 157V158H29ZM63 157V158H62ZM85 157V158H84ZM138 157V156H137ZM207 157V158H208ZM239 157H241L240 159H242V161L241 162H237V158L239 159ZM249 157V158H248ZM252 157V158H251ZM5 158V157H4ZM77 158V159H76ZM136 158V157H135ZM163 158H165L164 156H163ZM182 158V159H181ZM263 158V159H262ZM65 161H64V160ZM76 159V160H75ZM121 159V160H120ZM134 159V158H133ZM139 159V158H138ZM138 159H136V160H138ZM4 160V159H3ZM12 160V159H11ZM75 160V161H74ZM117 160V161H116ZM118 160H119V162H118ZM130 160V159H129ZM128 160V161H129ZM136 160H131V163H133V162H135L136 163ZM7 161V160H6ZM35 161V162H34ZM53 161V160H52ZM71 161H73V162H71ZM81 161V160H80ZM83 161V160H82ZM133 161V162H132ZM239 161V160H238ZM259 161V160H258ZM10 162V161H9ZM159 162H161V161H159ZM159 162H157L158 164H159ZM1 163H3V164H1ZM52 163V164H51ZM66 163H68V164H66ZM84 163V162H83ZM93 163H95V162H93ZM135 163H133V164H135ZM156 163V162H155ZM163 163V162H162ZM168 163H170V162H167V164ZM175 163H172V164H175ZM214 163V164H215ZM218 163V162H217ZM62 164V163H61ZM62 164V165H63ZM73 164V165H74ZM80 164V163H79ZM171 164V163H170ZM178 164V165H179ZM252 164V163H251ZM256 164V163H255ZM6 165H8V164H6ZM35 165V164H34ZM47 165H48V167H47ZM51 165V166H50ZM160 165V164H159ZM184 165V166H185ZM8 166H10V164L8 165ZM37 166H36V168H37ZM131 166V165H130ZM156 166H158V165H156ZM176 167H177V165H175ZM187 166H185V168L187 167ZM214 166V165H213ZM252 166V165H251ZM256 166V167H257ZM40 167H39V170H40ZM43 167V168H44ZM137 167H139V166H137ZM144 167V166H143ZM181 168L183 167V166H180ZM179 167V168H180ZM191 167H193V166H191ZM195 167V166H194ZM193 167V168H194ZM205 167H207V166H205ZM209 167V166H208ZM207 167V168H208ZM254 168V169H257L258 170V168ZM10 168V167H9ZM8 168V169H9ZM133 168H134V166H133ZM133 168H131V169H133ZM196 168H197V166H196ZM211 168H212V166H211ZM214 168V167H213ZM253 168V167H252ZM261 168V167H260ZM7 169V170H8ZM125 169H127V168H125ZM124 169V170H125ZM129 169V168H128ZM184 169V168H183ZM205 169V168H204ZM209 169V168H208ZM227 169V168H226ZM228 169H229V167H228ZM248 169V168H247ZM119 170V169H118ZM117 170V171H118ZM121 170V169H120ZM119 170V171H120ZM134 170V169H133ZM197 170V169H196ZM207 170V169H206ZM205 170V171H206ZM10 171V170H9ZM205 171H204V173H205ZM228 171V170H227ZM235 171V172H234ZM110 172V171H109ZM131 172V171H130ZM212 171H209L208 173H205L206 174V176H209V180L207 181L206 179V181L207 182H209V181H211L212 179H215V178H213L214 176H213V174L211 173ZM215 172V173H216ZM239 172V171H238ZM237 172V173H238ZM122 173H123V171H122ZM125 173V172H124ZM133 173V172H132ZM188 173V172H187ZM186 173V174H187ZM190 173V172H189ZM193 173H194V171H193ZM192 173V174H193ZM218 173H216V174H218ZM142 174V173H141ZM162 174V173H161ZM184 174V173H183ZM221 174V173H220ZM220 174H218V176L220 175ZM223 174V173H222ZM222 174L220 175V177L222 176ZM247 177H246V176ZM141 176V175H140ZM167 176V175H166ZM169 176V175H168ZM167 176V177H168ZM185 176H187V175H185ZM215 176H217V175H215ZM262 176V177H261ZM119 177H121V176H119ZM122 177H123V175H122ZM155 177V176H154ZM153 177V178H154ZM160 177V176H159ZM161 177H163V176H161ZM166 177V178H167ZM183 177V176H182ZM194 177V176H193ZM74 178V177H73ZM124 178V177H123ZM152 178V179H153ZM172 178H173V176H172ZM197 178V177H196ZM199 178V177H198ZM219 177H217V180L216 181H218L219 182V180L221 179H218ZM65 179V178H64ZM69 179H72L71 177L69 178ZM77 179V178H76ZM107 179V178H106ZM116 179V178H115ZM146 179V178H145ZM151 179V180H152ZM183 179H185V178H183ZM182 179V180H183ZM208 179V178H207ZM103 180V179H102ZM101 180V181H102ZM112 180H114L113 178H112ZM122 180V179H121ZM149 180V178L147 179V181ZM191 180H193V178L191 179ZM69 181V182H68ZM72 181V182H71ZM76 183L78 182V181H76V180H74ZM79 181H81V180H79ZM86 181V180H85ZM105 182H103V184H106V183H110V185L111 184H115V183H113V181L112 182H110V180L108 181H106V180H104ZM118 181V180H117ZM120 181V180H119ZM125 180H122L121 182H119L120 183V185H121V183L122 182H124ZM142 181V180H141ZM144 181V180H143ZM146 181V182H147ZM205 181V182H206ZM212 181H214V180H212ZM224 181V180H223ZM62 182H63V180H62ZM75 182H73V180H68L67 179V177H66V179L64 180V183H66V184H64V185H67V187H68V189H69V186H68V184L70 185V188H73V187H76L75 185H78V186H80V187H83L82 189H84L86 186H85V182H78V184H75ZM88 182V181H87ZM86 182V183H87ZM102 182H100V185H101V183ZM145 182V181H144ZM145 182V183H146ZM195 182H196V179H195ZM194 182V183H195ZM217 182V183H218ZM84 183V184H83ZM143 183V182H142ZM148 183V182H147ZM146 183V184H147ZM190 183V182H189ZM88 184V183H87ZM99 184V183H98ZM116 184H117V186H119L118 185V183L116 182ZM115 184V185H116ZM140 184V183H139ZM145 184V185H146ZM191 184H193V183H191ZM200 184V183H199ZM211 184V183H210ZM210 184H209V186H210ZM224 184V183H223ZM61 185H63V183L61 184ZM63 185V186H64ZM73 185V186H72ZM114 185V186H115ZM138 185V184H137ZM141 185V184H140ZM143 185V184H142ZM190 185V184H189ZM88 186V185H87ZM104 185H102V187H103ZM116 186V187H117ZM144 186V185H143ZM185 186V185H184ZM193 186V185H192ZM206 186H207V184H206ZM209 186H207L206 188L208 189V187ZM214 186V185H213ZM90 187V186H89ZM92 187V186H91ZM91 187L89 188V189H91ZM106 187H108V185H106ZM182 187V186H181ZM180 187V188H181ZM202 187V186H201ZM204 187V186H203ZM223 187V189H221ZM87 188V187H86ZM93 188H94V186H93ZM131 188V187H130ZM134 188V187H133ZM141 188H142V186H141ZM95 189H96V187H95ZM126 189H128V187L126 188ZM125 189V190H126ZM140 189V188H139ZM183 189H184V187H183ZM200 189V190H201ZM85 190V189H84ZM83 190V191H84ZM93 190V189H92ZM99 190H100V187H99ZM173 190V189H172ZM197 190V189H196ZM196 190H194V191H196ZM200 190H198V191H200ZM88 191V190H87ZM87 191H85V192H87ZM96 191H98V190H96ZM136 191H138V190H136ZM184 191V190H183ZM193 191V192H194ZM89 192V191H88ZM93 192H95L94 190H93ZM92 192V193H93ZM100 192V191H99ZM192 192V193H193ZM209 192H212V189L210 190V191H208V190H206V193H209ZM11 192H7V191H4V190H2V188H0V242H2L1 240L2 239H4L6 236H8L9 235V237H11L12 238V236L13 235H18V237L20 236V239H22L23 237H25V236H29L30 234H29V232L27 233V231H25V230H27V229H23L24 227H25V225L23 226V228L21 227V228H18L19 226H21L20 224H17L20 220H17L16 218H15V216H14V214H16V213H14L13 212V206L15 205V204H13L12 203V198L10 197V194ZM102 193V192H101ZM170 193H172L171 192V190H170ZM195 193V192H194ZM193 193V194H194ZM196 193H200V192H196ZM200 193V194H201ZM98 194V193H97ZM188 194V193H187ZM190 194H188V195H190ZM62 195V194H61ZM60 195V196H61ZM93 195H95V194H93ZM181 195V194H180ZM185 195H186V193H185ZM184 195V196H185ZM96 196V195H95ZM193 196V197H192ZM98 197V196H97ZM125 197V196H124ZM187 197V196H186ZM93 198V197H92ZM262 198V199H261ZM187 199V198H186ZM201 199H202V201H201ZM205 199V201H203ZM60 200V199H59ZM62 200H64L65 201V199L62 197ZM61 200V201H62ZM92 200H94V199H92ZM182 201V200H181ZM184 201V200H183ZM188 201V200H187ZM187 201H185L184 203H186ZM188 201V202H189ZM179 202V201H178ZM176 203V204H178V206H181L179 203ZM98 203H100V202H98ZM13 204V205H12ZM201 204V205H202ZM237 204V205H236ZM186 205V204H185ZM98 206V208L96 209V212H95V214L93 215V214H91L90 213V211L88 212V213H90L91 214V216L89 215V217L90 218H88V216H87V218H86V215L84 216V218L82 219V220H84V222L87 224V220H90L89 221V223L90 224H92L93 223V226L92 227H88L89 229H90V233H91V237H90V235H89V237H88V239H86V240H84V241H81V243L79 242V243H77V246H76V244L74 245V246H72L71 248H69V251H68V253H67V251H65V252H63L64 254H62L61 256H55L56 258L55 259H51L52 261L49 263V264H91L92 262L94 263V261L95 260H98L99 261V259H101L102 260V258L103 257H105V258H107L109 255H113V256H115L116 257V255H118L119 253H121L120 251H119V253L116 251V249L118 248V244L119 243H124L125 244V242H127L128 241V239H127V236L129 237V239H130V241H132L131 243L133 244V241H138V239H136V237L138 236V235H136L135 233L137 232V233H139V235H140V237H141V239H143L144 240V242L146 241V239H147V243H149L150 241V243L149 244H155L157 241H160V240H157L156 238V236H155V238H154V235H153V232H155V231H153V229L152 228H150L149 227V225L151 226L153 223H152V219L154 218H152L150 215H152L154 212H153V208H155V207H151V208H146L148 211H150L149 209H151L152 211H150L149 213H147V214H144L143 215V213H146L145 212V207L144 208H141L142 209V211H144V212H140L143 216H145V215H147V218H148V216H150L149 217V221L151 220V223L146 219V217H143L141 214H139V215H141L142 216V218L141 219H144V221L142 220V222H143V224H142V228L140 229V228H134V227H125V229H124V225H122V224H117L116 223V221L114 222L113 220H112V218L109 220L108 218H105V219H107V221H105V222H107V224L105 225V224H103V225H105L104 227L103 226H100L101 224H99V223H97L98 222V220H97V218H99V217H101V215L102 216H104L103 215V213L100 215L99 213H100V206L99 205H97ZM178 206H176V208H178ZM236 206V207H235ZM148 207H150V206H148ZM201 207V206H200ZM15 208V207H14ZM71 208H73V212L75 213V215H77L78 216V210L75 208V210H74V205H73V207H71ZM179 208H181V207H179ZM178 208V209H179ZM172 209V208H171ZM177 209V210H178ZM219 209V208H218ZM221 209V208H220ZM102 210V209H101ZM146 210V211H147ZM156 210V209H155ZM176 209L174 208V211H175ZM71 212H72V209L70 210ZM76 211V212H75ZM141 211V210H140ZM173 211V209L171 210V212ZM72 212V215L71 216H74V213ZM92 212V211H91ZM168 212H169V210H168ZM236 212V211H235ZM11 213V214H10ZM12 213H14V214H12ZM150 213H152V214H150ZM166 213V212H165ZM232 213H234L233 211H232ZM111 214V213H110ZM155 214V213H154ZM157 214V213H156ZM155 214V215H156ZM163 214V213H162ZM168 214V213H167ZM172 214V213H171ZM225 214V213H224ZM228 214V213H227ZM17 215V214H16ZM164 215V214H163ZM162 215V216H163ZM77 216H74V217H77ZM107 216H109V215H107ZM157 216H158V214H157ZM156 216V217H157ZM161 216V217H162ZM167 216V215H166ZM238 215H236V217H237ZM244 216H245V219H246V221H244ZM18 217V216H17ZM80 218H81V216H79ZM113 217V216H112ZM160 217V216H159ZM158 217V218H159ZM160 217V218H161ZM223 217V216H222ZM72 218V217H71ZM78 218V217H77ZM79 218V220L81 221V223H80V221L78 220L77 222H78V225L77 226H80V224H82V220ZM93 218V219H92ZM94 218H96V219H94ZM152 218V219H151ZM146 219V220H145ZM237 219V218H236ZM73 220H75V218L73 219ZM95 220H97L96 222H95ZM243 220V221H242ZM93 221V222H92ZM154 221V220H153ZM224 221V220H223ZM237 221V220H236ZM239 221V220H238ZM73 222V221H72ZM83 222V225H86L85 223ZM120 222V221H119ZM74 223V222H73ZM94 223H96L97 225H99V226H97V225H94ZM140 223H141V221H140ZM23 224H25V223H23ZM70 224V223H69ZM124 224V223H123ZM237 224H238V222H237ZM71 225V224H70ZM121 225V226H120ZM69 226V225H68ZM87 226H89V225H87ZM117 226V227H116ZM119 226L121 227V228H119ZM123 226V227H122ZM152 227V226H151ZM212 228V227H211ZM30 229V228H29ZM87 229V228H86ZM213 229V228H212ZM225 229V228H224ZM158 230V229H157ZM29 231V230H28ZM30 231H32V230H30ZM55 231V230H54ZM53 231V232H54ZM89 231V230H88ZM159 231V230H158ZM262 231V232H263ZM53 232H47L46 233V236H51V235H53L52 233ZM57 232V231H56ZM245 232V233H246ZM30 233H32V232H30ZM243 233V232H242ZM244 233V234H245ZM8 234V235H7ZM29 234V235H28ZM33 234V233H32ZM133 234V235H132ZM134 234H135V236H134ZM154 234H156V233H154ZM55 235V234H54ZM53 235V236H54ZM131 235H132V238H131ZM243 235V234H242ZM21 236H22V238H21ZM35 236V235H34ZM33 235H32V237H34ZM43 235H40V237H42ZM1 237H3L2 239H1ZM18 237H16L17 239H19ZM240 237L241 238H243V236H241L240 235ZM6 238H8V237H6ZM16 238H12V242H13V239H15L16 240ZM43 238V237H42ZM226 238V237H225ZM262 238V237H261ZM126 239H127V241H126ZM153 239H156V240H153ZM45 240V239H44ZM47 240V239H46ZM232 240H233V238H232ZM237 240V239H236ZM239 240H241V239H239ZM4 241V240H3ZM7 241H8V239H7ZM7 241H4V242H7ZM35 241V240H34ZM118 241V242H117ZM155 243H154V242ZM238 241V240H237ZM11 242V240H10V243H12ZM19 242H21L20 240H19ZM18 242V243H19ZM28 242V241H27ZM229 242V244H230V242L231 241H228ZM240 242H242V241H240ZM9 243V242H8ZM9 243V244H10ZM14 243V242H13ZM17 243V242H16ZM71 243V242H70ZM136 243V242H135ZM235 243V242H234ZM238 243H239V241H238ZM74 244V243H73ZM124 244H122V245H124ZM228 244V243H227ZM246 244V243H245ZM251 244L252 243H250V245L249 246H245V247H247V248H249L250 249V247H251ZM5 245V244H4ZM16 245V249H18V244H15ZM69 245V244H68ZM72 245V244H71ZM121 245V244H120ZM119 245V246H120ZM150 245V246H151ZM156 245H158V243H156ZM6 246V245H5ZM4 246V247H5ZM117 246V247H116ZM134 246V245H133ZM136 246V245H135ZM153 246V245H152ZM152 246L150 247L151 249H152ZM155 246V245H154ZM158 246H160V245H158ZM158 246H157V249H158ZM11 247V246H10ZM22 247V246H21ZM252 247H254L253 245H252ZM252 247H251V249H252ZM256 247V246H255ZM254 247V248H255ZM23 248V247H22ZM22 248L21 249H19V250H22ZM123 248V247H122ZM122 248H120V249H122ZM150 248H148V250L150 249ZM160 248V247H159ZM230 248V247H229ZM239 248V250L240 249H242V250H244L245 248H240V247H238ZM246 248V249H247ZM264 248V247H263ZM5 249H7V248H5ZM13 249H15V247L13 248ZM119 249V250H120ZM155 249V247L153 248V250ZM214 249V248H213ZM160 250V249H159ZM233 250V249H232ZM156 251V249L154 250V251H152V252H155ZM158 251V250H157ZM231 251V250H230ZM248 251V250H247ZM149 252H150V250H149ZM152 252H150L153 256H152V258L155 256V255H157V254H154V253H152ZM159 252V251H158ZM244 252V251H243ZM57 253V252H56ZM149 253V254H150ZM156 253V252H155ZM162 253V252H161ZM228 253V252H227ZM57 254H59V253H57ZM150 254V255H151ZM230 254V253H229ZM229 254H227L226 255V260H225V262L226 263H224V264H230V262L229 261H227L228 260V258L230 259V256L228 257V255ZM250 254V253H249ZM60 255V254H59ZM122 255V254H121ZM161 255V254H160ZM165 255V254H164ZM123 256V255H122ZM157 256H159V255H157ZM165 256H167V255H165ZM211 256V255H210ZM210 256H208V257H210ZM250 256V255H249ZM261 256V255H260ZM160 257V258H159ZM158 258L155 256V258H157V260L155 259V258H153L152 259V261L154 262V261H156L155 263H159V264H168V260H169V258L168 257H166V258H168V259H166V258H164V256H163V254L161 255V256H159ZM213 258H214V256H212ZM217 257V256H216ZM215 257V258H216ZM53 258H54V256H53ZM110 258V257H109ZM109 258H108V260H109ZM118 258V257H117ZM121 258V257H120ZM224 258V257H223ZM260 258V257H259ZM261 258H262V256H261ZM112 259V258H111ZM205 259V258H204ZM212 258H210L209 259V264H210V262L212 261L211 260ZM221 259V258H220ZM42 260V259H41ZM107 260V261H108ZM122 260V259H121ZM211 260V261H210ZM217 260H219V259H217ZM97 261V262H98ZM114 261H116V259L114 258ZM216 261V260H215ZM46 262V261H45ZM96 262V261H95ZM217 262V261H216ZM221 262V261H220ZM264 262V261H263ZM108 263V262H107ZM113 263H115L116 264V262H112V264ZM157 263V264H158ZM170 264H172V261H170L169 262ZM214 263V260L211 262V264H213ZM260 263V262H259ZM197 264V263H196ZM255 264V263H254Z\"/></svg>", "mask_w": 264, "mask_h": 264}]
</instances>
